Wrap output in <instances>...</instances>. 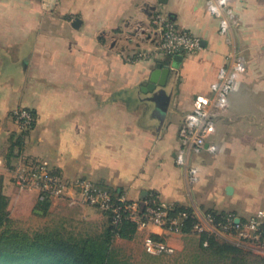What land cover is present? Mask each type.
<instances>
[{"label": "crops", "instance_id": "0c3cea01", "mask_svg": "<svg viewBox=\"0 0 264 264\" xmlns=\"http://www.w3.org/2000/svg\"><path fill=\"white\" fill-rule=\"evenodd\" d=\"M45 1L0 0V192L9 211L33 214L39 201L18 187L6 161L12 136L21 135L11 113L24 108L37 122L12 165L47 161L73 197L76 181L88 179L114 197L155 196L199 215L245 221L264 213V0H227L236 21L226 35L206 0H55L51 10ZM157 13L200 38L201 50L159 52ZM237 54L245 70L216 109L214 131L200 153L188 151L178 165L185 116L197 97H212L221 68ZM158 63L170 74L151 92ZM58 205L108 225L100 211L68 197L51 200V208ZM152 235L170 245L181 236L157 227L136 233L144 241Z\"/></svg>", "mask_w": 264, "mask_h": 264}, {"label": "built area", "instance_id": "2783aa9c", "mask_svg": "<svg viewBox=\"0 0 264 264\" xmlns=\"http://www.w3.org/2000/svg\"><path fill=\"white\" fill-rule=\"evenodd\" d=\"M209 12L220 20V33L226 35L236 18L227 0H206ZM152 25L160 36L157 50L165 55L191 54L201 50V40L197 36L181 32L175 23L161 13L153 16ZM144 57H146L144 55ZM230 65L221 68L218 80L212 86V97H197L193 109L185 116L183 128V148L176 162L185 165L188 151L200 153L206 145V137L214 131L216 109L225 107L234 89L236 80L245 70L242 55H231ZM12 118L19 124L20 132H30L34 128V114L24 108L12 111ZM192 182L198 179L197 169L191 168ZM15 182L21 190L35 191L39 201L46 199H66L71 204L95 207L110 215L111 223L117 228L125 221L135 224L137 231L157 227L165 233L186 235L183 230L188 220H192L190 234L201 238L206 236L203 246H209V239L233 243L240 247H264V213H257L245 221L234 214L206 212L199 215L188 210L178 211L155 196L145 201H130L124 196L114 197L110 192L94 185L88 179H79L74 187L77 197L70 195L71 187L50 167L47 161H21L15 168ZM148 254L173 255L175 248L153 237L144 241Z\"/></svg>", "mask_w": 264, "mask_h": 264}, {"label": "trees", "instance_id": "16d2710c", "mask_svg": "<svg viewBox=\"0 0 264 264\" xmlns=\"http://www.w3.org/2000/svg\"><path fill=\"white\" fill-rule=\"evenodd\" d=\"M37 116L34 111L27 109ZM34 124V126H35ZM12 136L6 157L7 163L12 169V162L19 158L24 145V136ZM9 200L0 192V264H120L116 250L112 243L117 238L131 240L136 236L135 224L125 221L120 227H115L108 217V226L104 234L97 237L85 239L66 238L56 229H45L33 233H24L22 230L12 228V220L9 212ZM51 207V199L38 201L33 214L46 216ZM176 210H188L186 207H175ZM213 212L218 214L219 212ZM192 220H188L184 227V234H190ZM153 238L163 240L159 236ZM206 236L198 238L199 247L212 256L205 264H217L219 261L230 260L232 264H264V260H253L247 258L243 248L233 243L209 239V246L205 248L203 241ZM217 259V260H215Z\"/></svg>", "mask_w": 264, "mask_h": 264}, {"label": "rangeland", "instance_id": "374dc122", "mask_svg": "<svg viewBox=\"0 0 264 264\" xmlns=\"http://www.w3.org/2000/svg\"><path fill=\"white\" fill-rule=\"evenodd\" d=\"M25 161H29L25 159ZM42 162L43 160H38ZM35 192V191H34ZM104 216L107 215L101 210ZM10 218L12 228L22 230L24 233L44 231L45 229H56L66 238L85 239L97 237L104 234L107 224L99 221H87L83 216H78L74 209L68 206L58 205L49 209L46 216L27 213L25 209L14 207L11 209ZM108 218V217H107ZM175 248L173 255L154 256L146 252L144 237L135 236L131 240L117 238L112 243L116 250L120 264H205L212 259L210 253L199 247L198 237L193 234L181 235L172 240ZM247 258L253 260H264V247L243 246ZM217 260V259H215ZM217 264H232L230 260H221Z\"/></svg>", "mask_w": 264, "mask_h": 264}, {"label": "water", "instance_id": "95a60500", "mask_svg": "<svg viewBox=\"0 0 264 264\" xmlns=\"http://www.w3.org/2000/svg\"><path fill=\"white\" fill-rule=\"evenodd\" d=\"M45 2H46V4H45L46 8L50 9V10L53 9V7L56 4L55 0H46ZM79 24H80V20L77 19L74 23V26L77 27ZM181 58H182V56H175L176 60H180ZM169 74H170V69L164 68L161 63H158L156 70H154V72L152 73V75L150 77V85L148 86V89L151 92H154L158 86L164 87L166 85L167 78H168ZM228 192L229 193L232 192L231 187L228 188Z\"/></svg>", "mask_w": 264, "mask_h": 264}]
</instances>
